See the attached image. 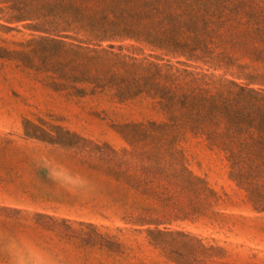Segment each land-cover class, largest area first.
Returning <instances> with one entry per match:
<instances>
[{"label":"rangeland","instance_id":"rangeland-1","mask_svg":"<svg viewBox=\"0 0 264 264\" xmlns=\"http://www.w3.org/2000/svg\"><path fill=\"white\" fill-rule=\"evenodd\" d=\"M33 6L0 0V264H264V190L237 186L202 137L180 143L212 190L172 224L187 236L149 237L120 221L135 196L129 174L151 147L144 129L162 115L148 98L120 103L115 87L60 74L95 54L82 50L68 65L45 59L40 38L49 36L25 20ZM23 167L44 177L45 194L27 186ZM87 223L120 246L93 242Z\"/></svg>","mask_w":264,"mask_h":264},{"label":"trees","instance_id":"trees-1","mask_svg":"<svg viewBox=\"0 0 264 264\" xmlns=\"http://www.w3.org/2000/svg\"><path fill=\"white\" fill-rule=\"evenodd\" d=\"M30 1L25 20L49 36L40 38L45 59L68 65L82 50L95 54L60 74L115 87L120 103L148 98L162 115L147 122L151 147L128 177L135 196L120 221L129 230L187 236L172 224L190 219L198 196L212 191L186 164L188 134L223 153L237 186L264 190V0ZM99 227L87 223L92 241L118 248Z\"/></svg>","mask_w":264,"mask_h":264},{"label":"crops","instance_id":"crops-1","mask_svg":"<svg viewBox=\"0 0 264 264\" xmlns=\"http://www.w3.org/2000/svg\"><path fill=\"white\" fill-rule=\"evenodd\" d=\"M23 174H24V177H23L24 181L28 183L27 186L36 187L37 191H40L41 193L45 194L44 191H47V189L42 185V181H45L44 177L42 178L37 177L32 167H23ZM44 194H40V197L43 196Z\"/></svg>","mask_w":264,"mask_h":264}]
</instances>
